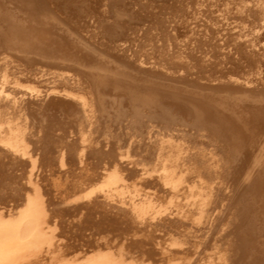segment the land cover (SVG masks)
<instances>
[{
  "label": "bare ground",
  "instance_id": "1",
  "mask_svg": "<svg viewBox=\"0 0 264 264\" xmlns=\"http://www.w3.org/2000/svg\"><path fill=\"white\" fill-rule=\"evenodd\" d=\"M78 254L264 264V0H0V264Z\"/></svg>",
  "mask_w": 264,
  "mask_h": 264
},
{
  "label": "rangeland",
  "instance_id": "2",
  "mask_svg": "<svg viewBox=\"0 0 264 264\" xmlns=\"http://www.w3.org/2000/svg\"><path fill=\"white\" fill-rule=\"evenodd\" d=\"M78 255H80V254H78ZM78 255L76 256L78 259H80L81 261H83V262H81V261H79L77 258H75V259H77V260H74V257H71V259L73 258V260H71V261H69V263L67 262H65V261H67V260H69L70 258H68L67 260L66 259H61L60 261L62 262L63 260H65L64 262H63V264H70L71 262H72V264H79L80 262H81V264L82 263H85V264H89V263H87V262H85V260H90V262H93V260L92 259H94V258H96L97 256H94V255H92L94 258H92V259H90L91 257H89V256H87V257H89V258H87V257H85V256H83V254L82 255H80L79 257H81V258H79L78 257ZM90 255V254H89ZM96 255V254H95ZM84 258H86V259H84ZM99 256V255H98ZM261 256V255H260ZM99 258V257H98ZM97 258V259H98ZM260 258V257H259ZM264 257H261L259 260L261 261L262 259H263ZM83 259V260H82ZM95 260V259H94ZM58 261V264H62L59 260H57ZM60 262V263H59ZM74 262V263H73ZM262 262V261H261ZM264 263V262H263ZM56 264H57V262H56ZM91 264V263H90Z\"/></svg>",
  "mask_w": 264,
  "mask_h": 264
}]
</instances>
